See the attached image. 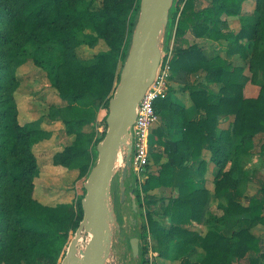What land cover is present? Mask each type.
Segmentation results:
<instances>
[{
    "label": "trees",
    "instance_id": "1",
    "mask_svg": "<svg viewBox=\"0 0 264 264\" xmlns=\"http://www.w3.org/2000/svg\"><path fill=\"white\" fill-rule=\"evenodd\" d=\"M97 1L0 0V264H60L83 219L85 189L73 202L45 204L35 196L40 167L33 145L41 131L36 122L19 120L15 92L20 81L16 68L18 63L34 56L62 99L71 102L87 99L89 104L106 107L108 113L110 97L131 46L141 0H99L96 7ZM244 1L182 0L180 6L175 0L171 8L169 25L175 18L176 26L169 60L170 84L157 100L156 110L161 124L179 133L171 136L161 125L154 128L157 146L152 158L157 169L148 172L143 185L146 190L163 186L165 195L148 193L142 202L134 176L126 181V192L129 189L136 197V208L129 199L134 216L138 212L144 218L142 204L151 207L144 219L156 238L160 255L165 258L178 240L182 256H187L194 245L205 251L201 259L191 264H233L245 257L250 264H264L261 238L251 231L253 224L264 223V182L250 196L249 205L228 203L226 214L243 215L238 219L239 227L229 234L213 229L202 234L190 227L201 220L208 202V189L202 186L207 169V162L201 157L203 149L212 148L211 157L218 165L215 179L218 193L237 183L234 174L239 159L257 147V137L262 136L260 148L264 149V84L257 97H245L240 82L245 67L232 59L237 53L243 57L246 43L254 41L262 47L250 66L255 74L260 71L264 74L263 0L257 2L259 17L255 21L243 18L238 32L223 18L239 15ZM190 31L202 42L191 43L186 36ZM97 40H103L107 49L91 61L80 59L77 49ZM221 40L226 41V54L208 57L206 44ZM166 42L162 65L168 58ZM33 44L37 48L32 55ZM191 75L196 76L193 83ZM202 77L204 80L198 82ZM171 82L189 89L202 114L199 120L190 119L186 107L173 99L175 88ZM224 115H233L234 119L228 128L220 129L219 120ZM106 117L107 114L105 123ZM65 123L68 133L75 135L74 140L55 156V161L76 170V180L84 182L96 163L93 150L105 133L96 137L94 125L77 115ZM229 162L230 168L226 170ZM118 188L116 179L112 189L120 199ZM166 217L170 219L168 225L162 222ZM134 236L140 237V253L137 257L132 253L133 258H140V264H150L145 236L139 230Z\"/></svg>",
    "mask_w": 264,
    "mask_h": 264
},
{
    "label": "water",
    "instance_id": "2",
    "mask_svg": "<svg viewBox=\"0 0 264 264\" xmlns=\"http://www.w3.org/2000/svg\"><path fill=\"white\" fill-rule=\"evenodd\" d=\"M175 0H141L128 55L120 80L109 100L107 130L97 145L98 158L84 180L83 219L71 238L60 264H117L113 244L116 228L113 183L119 176L120 200L127 196L132 177V127L140 101L154 82L163 58L167 27ZM132 185V183H131ZM136 208V199H132ZM87 236L86 245H79ZM119 238L117 237V240ZM134 257L140 253V237L130 239Z\"/></svg>",
    "mask_w": 264,
    "mask_h": 264
},
{
    "label": "rangeland",
    "instance_id": "3",
    "mask_svg": "<svg viewBox=\"0 0 264 264\" xmlns=\"http://www.w3.org/2000/svg\"><path fill=\"white\" fill-rule=\"evenodd\" d=\"M259 0H245L242 6L241 13L239 15H233V16H226L223 15V18H227L230 26L232 27H238L241 28L243 21V18H249L250 21H255L259 15L260 10L257 9V5ZM247 2V4H246ZM263 4L261 7L264 9V0L262 2ZM99 0L95 4L96 7L99 5ZM180 6L183 5L182 0H178L176 3ZM235 17V18H232ZM171 24L167 27V42L166 44L169 46V50H172L174 37H175V26H176V19H171ZM238 29V30H239ZM195 42V41H194ZM262 46L258 45L256 42L248 41L246 43V52L243 57H241L238 60L239 54H235L232 59H234L237 63L242 64L245 68L242 72L240 82L243 85V94L245 97H255L260 92V89L262 85L264 84V74L260 71L259 73L255 74L254 70L251 69V59L254 57L257 50H259ZM37 45H31L30 50L31 54L33 55L36 51ZM107 49V45L103 40H100L94 44H83L77 49L78 57L82 60H92L97 53H99L101 50ZM213 50V49H212ZM221 54L222 52L219 51ZM209 54H212L210 52ZM225 55V53L223 54ZM31 58L24 60L22 63L17 64V72L18 69H20L19 74L21 75V83L25 84L27 89L29 91H25L24 93H20V99H30L33 101L37 108L40 105L44 108V112L48 111L50 106L57 104L56 101H58V90L51 86L49 79L47 77L46 71L44 68H41L40 65L36 64V60L34 56H30ZM192 81V78H191ZM172 84V82H171ZM248 84H251V86L255 87L257 89V93L253 94L250 89H247ZM24 85V86H25ZM29 86V87H28ZM173 86L176 87L180 96L188 95L187 91L183 92L181 91V88H178V86L173 83ZM57 107V106H56ZM58 109V108H57ZM106 107H105V113H106ZM59 111H63L61 107H59ZM58 111V114L60 115ZM43 112V111H42ZM25 116L24 113H22L21 120H24ZM99 125L100 123H105L104 119H98L95 120ZM97 136L100 137L103 133L99 132L97 133ZM257 139V138H256ZM155 140V134L152 132L150 137V143L152 144L151 149V163L149 165L150 169H155L156 164L154 162L153 152L155 151V147L153 145ZM258 140V139H257ZM256 140V141H257ZM260 149V156L252 155V151L250 154L243 155L242 158H240L237 170L235 171L234 177L235 181L237 183H231L230 186H227L224 189L223 196L221 200H219V211L215 215L216 224L220 225L221 232H231L233 229L237 228L239 226V218L243 217L241 214H226L225 209L228 206V203L230 201H236L239 202L242 205H249L250 196L257 192V190L260 188L262 183L264 182V149L260 148V145L258 147ZM257 149V148H256ZM255 149V150H256ZM93 157L94 162L97 161L98 158V152L97 149L93 150ZM231 159V158H230ZM231 162H229L226 166V170L230 168ZM217 173L219 168L216 167ZM142 180V187L141 189V201H144V197L148 195L149 192H147L146 189H143V185L145 183V179ZM116 179L119 180V176L117 175ZM130 181V178L128 179ZM134 183V182H133ZM83 180H78V183L73 181H64L61 183V185L58 187L60 191H64L67 194L61 196L59 200H67V199H74L81 195H83ZM209 191V190H208ZM36 196V194H35ZM37 196L38 192H37ZM127 196L125 201L123 202L120 199H117L115 197V214L118 220V223L120 225L121 232L119 233L117 228L114 234V244H113V253L114 257L119 259L121 264H140L141 259L140 258H133L132 256V250L131 246H129V239L134 236V234L137 232V230L140 231L142 236H145L146 240H144V245L147 247L148 254L146 258L149 259L150 264H153L155 261L156 264H191L193 261L197 259H201L203 257V254L199 253L197 249H193L188 253L187 256H182V254L179 253L180 248V242L178 240H175L172 244V247L170 248V256L165 258L162 257L157 249V242L155 245V236L151 233L148 224L146 223L145 213L151 208L149 204H142L143 208V216L144 218H141L137 212V216H134V214L129 209V204L131 200L129 199H135L136 197L132 195L128 189ZM71 197V198H70ZM56 202V199L54 200ZM220 209L223 211H220ZM222 213V215L220 214ZM146 223V224H145ZM225 224V225H224ZM263 224L264 223H260ZM135 225L137 227H135ZM254 225V224H253ZM258 224L254 225L253 228H255ZM143 226V228H142ZM214 226H212L213 228ZM226 227V229H224ZM138 228V229H137ZM261 230H264V227H260ZM197 230V229H195ZM200 232L199 230H197ZM74 236V235H73ZM72 236V237H73ZM117 237L119 238L117 240ZM144 238V239H145ZM87 241V236L85 235L83 241L79 245L80 248L85 247ZM152 243H154L152 245ZM195 247V245H194ZM233 264H243L240 262V260H236L233 262ZM244 264H250V263H244Z\"/></svg>",
    "mask_w": 264,
    "mask_h": 264
},
{
    "label": "crops",
    "instance_id": "4",
    "mask_svg": "<svg viewBox=\"0 0 264 264\" xmlns=\"http://www.w3.org/2000/svg\"><path fill=\"white\" fill-rule=\"evenodd\" d=\"M207 2V0H204ZM247 4V2H246ZM235 18V17H232ZM227 19V18H226ZM240 26V25H239ZM238 27H232L236 32H238L240 29ZM239 29V30H238ZM187 38L190 40L191 43L195 42H202V40L193 35V33L190 31L186 35ZM225 44L226 41H217L212 43H207L205 48V53L208 57L213 56L216 53H219L221 51L222 55L225 53ZM213 49V50H212ZM212 52V54H209ZM226 54V53H225ZM238 54V53H237ZM241 57H238V60ZM237 63V62H236ZM239 64V63H238ZM20 69H18L17 76L19 78L20 84L15 92V99L17 101L18 110H19V120L21 123H31L36 122L37 128L40 129L41 133L39 134L38 141L33 145V151L37 155L38 158V164L40 167V175L36 178V188H35V194L36 198H38L41 202L45 204H57L61 202H73L77 198L74 199H67V200H59V198L65 194H67L64 191H60L58 188L61 183L64 181H73L78 183L76 180L78 176V172L76 170H69L65 165L61 163H57L55 161V156L62 152L64 148L69 145L74 140V134H70L67 131L65 120L73 117L74 115H77L79 118H86L88 119L95 128V131L99 133L98 129V123L95 120L101 119L106 116L107 110L105 113V107L104 106H98L94 104H89L87 99H83L81 101L71 102L69 100L62 99L58 93L57 97L59 98L58 101H56L57 104H54L50 106L48 111L44 112V107H41L40 105L36 106V104L31 101L30 99H20V93H24L25 91H29L27 89L26 85L21 83V75L19 74ZM192 81L191 83L195 81L196 76L191 75ZM204 80L203 77L198 80ZM50 82V81H49ZM176 84L178 88H181V91H187L188 95L180 96L176 87L173 86ZM51 84V83H50ZM25 85V86H24ZM52 86V85H51ZM171 86L175 88V91L172 94V97L174 100H177L181 102L187 109V113L190 117V119L199 120L202 117V114L199 110H197L191 96L189 93V89H184V84H179L172 82ZM29 87V86H28ZM53 87V86H52ZM247 89H250L253 94L257 93V89L255 87L251 86V84H248ZM259 94V93H258ZM257 94V96H258ZM255 96V97H257ZM89 100V99H88ZM57 106V107H56ZM59 107L62 108L63 111H59ZM58 108V109H57ZM43 111V112H42ZM60 115H56L58 114ZM22 113H24L25 119L21 120ZM234 119L233 115H224L220 117V129H226L228 128L231 123V121ZM161 125V127L164 128L165 131L169 132L171 136L174 133H179L178 130H168L164 125L161 124V121L156 125L158 127ZM155 127V128H156ZM96 137L97 134H96ZM261 137H257V149L252 152V155L260 156V149L258 148L259 145L262 143ZM156 135L154 140V147L157 146L156 141ZM158 150H162L163 147H157ZM212 148L209 146H206L203 149L202 156L206 162H207V169L204 173V184L203 187L207 188L209 191L208 194V202L205 205L203 209V214L200 221H194L192 225H190L191 228L197 229L202 234H206L210 229H213L219 233L223 234H229L230 232H221L220 225L216 224L215 222V215L219 211V200L224 198L223 191H220L219 193L216 190L215 185V179L217 176V170L216 167H218L217 163L212 159ZM166 160V158H163ZM157 166L155 169H150L149 171H156ZM83 186V185H82ZM84 190V186L82 187ZM37 192L38 195L37 196ZM147 192L151 194H156L158 197H163L165 195V188L163 186L155 188V189H148ZM255 194V193H254ZM71 198V197H70ZM56 199V202L54 200ZM161 201L159 202V204ZM220 211H222L220 209ZM226 211V209H225ZM223 213V211H222ZM222 213H220L222 215ZM163 224L168 225L170 222V219L168 217L163 218ZM258 224L255 228L254 225ZM252 226L251 231L258 237L261 238V245L264 246V230H261L260 227H264L263 224L256 223ZM225 225V224H224ZM212 226H214L212 228ZM239 227V226H238ZM226 229V227H224ZM154 243H152L153 245ZM156 245V240H155ZM193 249L199 250L198 252L201 254H205V251L201 249L200 246H196ZM241 263H249L247 257L240 260Z\"/></svg>",
    "mask_w": 264,
    "mask_h": 264
},
{
    "label": "built area",
    "instance_id": "5",
    "mask_svg": "<svg viewBox=\"0 0 264 264\" xmlns=\"http://www.w3.org/2000/svg\"><path fill=\"white\" fill-rule=\"evenodd\" d=\"M167 53L168 58L166 63L162 65L161 61L154 82L139 103L137 116L132 127L133 149L130 158H132V175L139 187L149 172V165L151 163L150 147L152 145L150 143V137L154 128L160 122V116L156 110V102L169 89V77L171 74L169 60L172 56V50H168ZM106 127V123H100L98 125V129L102 133L106 132Z\"/></svg>",
    "mask_w": 264,
    "mask_h": 264
},
{
    "label": "flooded vegetation",
    "instance_id": "6",
    "mask_svg": "<svg viewBox=\"0 0 264 264\" xmlns=\"http://www.w3.org/2000/svg\"><path fill=\"white\" fill-rule=\"evenodd\" d=\"M117 264H121L120 261H119V259H118V257H117Z\"/></svg>",
    "mask_w": 264,
    "mask_h": 264
}]
</instances>
